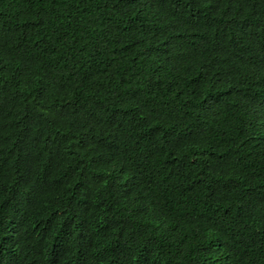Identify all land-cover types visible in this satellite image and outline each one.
I'll return each mask as SVG.
<instances>
[{"label": "trees", "instance_id": "16d2710c", "mask_svg": "<svg viewBox=\"0 0 264 264\" xmlns=\"http://www.w3.org/2000/svg\"><path fill=\"white\" fill-rule=\"evenodd\" d=\"M0 264H264V0H0Z\"/></svg>", "mask_w": 264, "mask_h": 264}]
</instances>
